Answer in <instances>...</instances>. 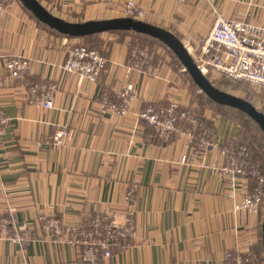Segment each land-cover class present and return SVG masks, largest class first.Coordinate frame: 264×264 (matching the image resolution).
<instances>
[{"label": "crops", "instance_id": "0c3cea01", "mask_svg": "<svg viewBox=\"0 0 264 264\" xmlns=\"http://www.w3.org/2000/svg\"><path fill=\"white\" fill-rule=\"evenodd\" d=\"M125 1L41 3L78 21L123 16ZM136 1L146 12L145 21L173 31L190 48L211 27L212 7L229 18L264 25V0ZM61 38L40 27L17 0L0 3V109L8 118L0 141V216L8 219L11 232L32 237L0 238V264H78L83 246L73 245L66 231L36 228V217L54 215L67 225L93 211L122 224L127 191H132L127 218L133 234L121 249L113 246L110 255L96 257V264H227L225 253L236 245L253 250L264 209L247 219L233 211L252 181L231 182L203 167L202 161L223 160L214 146L203 151L197 141L190 144L175 135L153 141L139 117L150 103L166 105L172 98L188 103V89L167 60L158 55L162 63L143 74L128 67L125 43L108 37L112 44L104 51V68L95 81L79 83L60 66L65 57ZM10 56L31 58L26 75L11 79L5 74ZM32 82L55 85L50 109L28 101ZM176 85L183 89L175 92ZM125 87L130 99L123 106ZM212 119L213 138L237 137L235 123L222 116ZM59 129L67 135L54 145Z\"/></svg>", "mask_w": 264, "mask_h": 264}, {"label": "built area", "instance_id": "2783aa9c", "mask_svg": "<svg viewBox=\"0 0 264 264\" xmlns=\"http://www.w3.org/2000/svg\"><path fill=\"white\" fill-rule=\"evenodd\" d=\"M211 9L213 21L207 34L192 48L190 45L184 44L193 60L205 74L210 71L217 75L248 81L264 93V25L245 20H235L222 15L214 7ZM121 12L123 15L142 20L146 16V12L136 0H126L122 5ZM61 40L65 45V57L60 64L62 69L74 74L79 83L84 80L95 81L107 62L106 54L87 48L75 37H62ZM125 46L127 51H130L128 67L147 74L149 69L142 66L145 61L150 60V58L148 60L149 55L131 49L127 43ZM30 64V57L10 56L5 61L4 71L11 79L21 78L23 74L29 71ZM55 90L56 87L52 83H34L28 90V101L42 109H50ZM129 91L130 88L125 87L120 93L123 106L129 102ZM104 104H107L106 100H104ZM123 106L119 108L121 111H124ZM110 107L116 108L112 104ZM139 117L152 126L164 140H168L172 135H182L186 137L187 143L191 144L197 141L203 151L214 146L213 143H216V146L219 145L223 160L217 164L212 163L214 166L206 163V161H202L201 165L216 171L218 175L229 179L231 182L240 181L245 185L251 180V191H245L242 194L240 201L234 204L233 211L241 212L244 219H247L251 213H257L258 205L264 196V177L257 163L248 159V150L245 146H237L227 140H214L211 138V132L204 136H196L194 129L198 124V118L190 110L182 107V102L177 98L170 99L166 105L157 106L150 103L139 113ZM180 123L189 124V126L182 127ZM7 124L8 118L0 109V141ZM66 135V129H59L52 137L53 144H62V139ZM129 197L130 192L127 191L124 195L127 211L122 214L125 217V223L120 224L115 218H110L100 212L107 219L105 238L96 236L90 229H80L78 224L82 220L66 225L54 215L40 214L36 217L34 224L36 228L45 232L49 230L68 232L71 235V243L76 245L78 249L81 246L84 248L80 254L82 264H96L97 250H102L103 255L108 256L110 255L111 240L114 241L117 235L126 240V236L133 234V227L127 218V213L130 210ZM98 223L99 218L95 216L93 226H97ZM0 238L26 241L32 237L28 233L21 235L16 231L11 232L8 219L1 217ZM254 241L257 243L258 239L256 238ZM225 256L229 259L227 264H255L253 250L249 247L236 245L235 249L225 253Z\"/></svg>", "mask_w": 264, "mask_h": 264}, {"label": "trees", "instance_id": "16d2710c", "mask_svg": "<svg viewBox=\"0 0 264 264\" xmlns=\"http://www.w3.org/2000/svg\"><path fill=\"white\" fill-rule=\"evenodd\" d=\"M7 1L8 0H0V3H6ZM39 1L41 2V0H39ZM22 8L30 15V17L32 19H34L39 24L40 27L46 29L47 31H49V32H51L57 36L73 38L70 36H65L63 34H60V33L56 32L55 30L49 28L45 24L37 21L35 19V17L26 8H24L23 6H22ZM111 32H114V33L119 34V35L128 34L132 37L133 40L137 41L140 46H145V47H148L149 49L155 50L159 47L163 48L164 51L171 58L172 65H173L174 69L178 70L179 74L183 78H186V80L188 81V84H187L188 88L187 89H188V92L190 94V101H189L190 107H192V109H193V105H195L193 112L198 116V125L194 131L196 136H204L206 133L214 131L215 126H214V122H213L212 118H214L216 116H222V117L229 119L230 121L235 123L238 127V135L233 140L234 145L245 144L246 146H248V148H250V150H251V154L248 155V157H249L248 159L252 162H256V163L258 162L257 164L260 165V167L264 173V134L259 129L257 124L248 115H246L244 112L237 110L235 108H232L230 106L216 103L215 101L208 98L203 92H201L197 88V86H195L192 83L188 74L182 70V65L179 62V60L175 57V55L159 40H157L153 37H150L148 35L136 33L133 31H111ZM100 34L101 33H95V34L86 35V36L77 37V38H82L83 41H85L86 44H84V45L87 48L95 49V50H98V51L104 53V51H107V49L105 50V48L110 47L112 44V41L102 40L99 37ZM106 42H108V44H106ZM23 75H26V73ZM211 82H213V81H211ZM237 82L238 81L233 80L229 77H223L219 81H215L213 83L218 88L230 92L228 89V86L234 90L235 89L234 87L237 84ZM33 84H34L33 82L28 84V90ZM247 91L249 93H252L250 89H247ZM262 96H263L262 97L263 105L260 106L259 109L264 112V94H262ZM244 98L247 100L250 99L249 96H245ZM154 105H156V104H154ZM157 106H159V105H157ZM205 108H208L210 110V112L212 114L211 118L205 117L203 114H201L202 110H204ZM142 123L149 132H150V130L152 131V134L155 137L153 141H156V142H161V140L167 141V140L162 139L159 136V134L153 129V127L150 126L149 124H147V122L145 120ZM184 123H182V124H184ZM129 201L132 202V191L130 192ZM95 216H98V218H99V223L97 226H93ZM262 216H263V213L261 214V216L259 218L260 221H261ZM1 217L2 216H0V218ZM106 225H107V219L104 218V215L99 213V212H93V211L90 212L88 215H86L84 217V219L81 221V223L78 224L80 229H85V228L90 229L95 233L96 236L101 237V238H105V236H106ZM258 233H259V241H258V244L253 248V253H254V257H255L254 263L255 264H264L263 249H262L261 241H260V229H259ZM123 241H124V239L121 238L119 235H117L116 238L114 239V241H112V240L110 241V243H111L110 248L115 246L116 248L121 249L123 246V244H122ZM80 252L81 253L83 252L82 247L80 248ZM99 252L100 251L97 250V257L100 260L103 253L100 254ZM80 259H81V257H79V259H78V264H82V261Z\"/></svg>", "mask_w": 264, "mask_h": 264}, {"label": "water", "instance_id": "95a60500", "mask_svg": "<svg viewBox=\"0 0 264 264\" xmlns=\"http://www.w3.org/2000/svg\"><path fill=\"white\" fill-rule=\"evenodd\" d=\"M37 21L56 32L70 37H83L111 31H133L145 34L162 42L179 60L182 69L192 83L208 98L227 105L248 115L264 134V112L242 96L218 88L200 70L190 52L173 31L148 21L131 16H113L85 20H70L52 13L39 0H17ZM260 241L264 256V214L260 221Z\"/></svg>", "mask_w": 264, "mask_h": 264}, {"label": "rangeland", "instance_id": "374dc122", "mask_svg": "<svg viewBox=\"0 0 264 264\" xmlns=\"http://www.w3.org/2000/svg\"><path fill=\"white\" fill-rule=\"evenodd\" d=\"M122 8V7H121ZM120 11H121V9H120ZM69 19H71L70 17H68ZM82 18V17H81ZM71 20H76V19H71ZM104 34H101L99 37L102 39V40H105V41H108V40H111V39H109L108 37H116L115 39H114V42H117V43H121V44H123V43H127L128 44V46H130V48L131 49H135L136 51H138L139 53H141V52H143V53H146L147 55H149L148 56V60H149V58H150V60L149 61H145L144 62V64H143V66L142 67H147V69H150V67H153L154 65H156V64H158V63H162L160 60H159V56L158 55H160L161 56V59H162V61H164V60H167V64L169 65V67L170 68H172L173 69V71H175V73H176V79L178 80V81H180L181 82V84L183 83L184 84V87H185V89L187 90V88H188V86H187V84H188V81L186 80V78H183L180 74H179V71L178 70H176V69H174V67H173V65H172V60H171V58L169 57V55L164 51V49L163 48H161V47H159V48H157V49H149L148 47H145V46H140L139 44H138V42L137 41H135V40H133L132 39V37L130 36V35H128V34H126V35H119V34H116V33H114V32H103ZM78 42H80V43H82L83 45L84 44H86L85 43V41H83V39L82 38H78V40H77ZM106 44H108V42H106ZM85 46V45H84ZM107 48H105V50H106ZM130 51L128 50V54H129V56H130V53H129ZM129 59H130V57H129ZM147 63V64H146ZM205 74V73H204ZM205 75H207L208 76V79H210V81H213V82H215V81H219L221 78H223V77H226V76H221V75H217V74H215V73H212V72H210V71H207L206 72V74ZM231 79H233V78H231ZM233 80H236V79H233ZM236 81H238L237 82V84L235 85V89L233 90L232 88H230L229 86H228V89H229V91L230 92H232V93H234V94H236V95H238V96H242V97H245V96H249V100L256 106V107H258V108H260V106H262L263 105V102H262V94H264L263 92H261L259 89H258V87H256L255 85H253L252 83H249L248 81H244V80H236ZM179 89H183V87L181 86V85H179V86H175V92H177V90H179ZM247 89H250L251 90V92L252 93H249L248 91H247ZM248 93V94H247ZM186 96L188 97V103H187V105H182V107H184L185 109H188V110H190V112L191 113H193L197 118H198V116L193 112V109L195 108V105H193V109H192V107H190V103H189V101H190V94H189V92L188 91H186ZM147 106V105H146ZM204 112H206L209 116L208 117H212L211 115V112H210V110L208 109V108H205L204 110H202V112H201V114H203L204 115ZM198 125V124H197ZM180 126H182V127H186V126H189V124H182V123H180ZM197 127V126H196ZM196 127H195V129H196ZM195 129H194V131H195ZM195 133V132H194ZM214 132H211L210 133V135H212L211 136V138L212 139H216V138H213V134ZM178 136V135H177ZM178 137H184L185 138V141H186V137L185 136H178ZM218 140V139H217ZM233 140L234 139H228L227 141L228 142H230V143H233ZM234 144V143H233ZM213 145H214V147L215 148H218V151H219V153H222V150L220 149V146L218 147V146H216V143H213ZM241 145H243V146H245L246 148H247V150H248V155H250L251 154V150H250V148H248V146H246L245 144H239V145H237V146H241ZM213 147V146H212ZM211 148V147H210ZM206 163H210L211 165H213L211 162H206ZM258 163V162H257ZM214 164H217V163H214ZM258 166H259V169H260V172H261V174L263 175V177H264V173H263V171H262V169H261V167H260V165L259 164H257ZM214 166V165H213ZM251 191V190H250ZM249 191V192H250ZM245 192V191H244ZM260 208H262V209H264V196L262 197V199H261V201H260V203H259V205H258V208H257V215L259 214V210H260ZM262 213L264 214V210L262 211ZM261 213V214H262ZM260 214V215H261ZM9 227H10V225H9ZM253 233H254V239H256V236H255V234H256V230H254L253 231Z\"/></svg>", "mask_w": 264, "mask_h": 264}]
</instances>
